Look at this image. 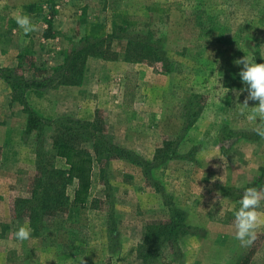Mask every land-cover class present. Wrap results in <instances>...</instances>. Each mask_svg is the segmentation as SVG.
<instances>
[{
    "label": "rangeland",
    "instance_id": "1",
    "mask_svg": "<svg viewBox=\"0 0 264 264\" xmlns=\"http://www.w3.org/2000/svg\"><path fill=\"white\" fill-rule=\"evenodd\" d=\"M18 14L28 15L36 30L24 34ZM121 27L122 36L159 41L172 71L127 59L117 41L112 50L119 57H89L80 85L31 90L27 98L46 119L97 124L131 159L94 164L87 203L45 218L38 234L29 216L7 208L0 219L4 264H143L139 248L147 228L169 219L168 204L187 214L195 235L180 241L178 257L163 247L156 264H264V224L251 245L241 246L233 215L244 189L264 170V137L237 135L255 139L264 119L249 118L254 102L240 104L247 93L239 94L235 63L245 55L264 63V0H0V67L29 81L55 76L86 39ZM27 121L0 79V157L13 165L0 172L14 206L30 196L38 174L39 142L24 134ZM52 128L59 134L68 125ZM161 149L169 158L150 170V180L149 168L139 163H154ZM55 163L68 168L59 157ZM75 189L68 190L71 198ZM258 191L264 195V180ZM256 210L264 219V198ZM24 224L31 237L18 241L15 231Z\"/></svg>",
    "mask_w": 264,
    "mask_h": 264
},
{
    "label": "trees",
    "instance_id": "2",
    "mask_svg": "<svg viewBox=\"0 0 264 264\" xmlns=\"http://www.w3.org/2000/svg\"><path fill=\"white\" fill-rule=\"evenodd\" d=\"M124 30L118 28L106 37L86 39L80 50H75L74 53L68 55L61 69L59 67L55 72V76L35 78L29 81L17 76L14 70L0 67V79L9 85L13 93V99L19 102L28 114L24 134L28 136L34 134L39 142L36 151L38 174L33 181L30 196L19 200L15 207L17 217L29 216L30 225L36 234L39 233L40 225L46 221L45 218L66 212L73 205H85L87 203L94 164L101 165L104 160L105 162L115 159L128 160L131 159V156L129 152H126L105 136L95 123L69 119L56 121L46 119L31 107L27 98L28 92L54 86L80 85L84 78V63L89 57L104 60H114L119 57V53L112 50L113 44L117 41L118 43H124L127 59H134L133 61L139 63H162L166 72L172 71L171 62L167 59V55L159 41L153 43L145 41L140 36L137 39L130 38L127 34L122 36L121 33ZM256 57L258 58L257 61L261 63L262 60L259 55ZM78 65H80V68H78ZM56 124H67L68 128L59 130L58 134V131L52 128V125ZM48 130L52 132L50 137L52 145L48 150H45L43 142ZM237 135L240 139H252L253 141H258L261 137L254 134L255 139H253L247 133ZM84 143L89 145L87 149L80 146ZM159 154L156 156L154 163H139L142 169L149 168V173H146V176L150 180H152L150 170L162 165L169 158L165 150H159ZM58 157L65 160L67 169L56 167L55 160ZM262 180H264V170L260 178L248 187H255L259 190ZM74 184L76 189L74 198H71L68 190ZM168 205L169 219L154 222L147 228L145 240L139 248V256L143 264H156L163 247L168 248L173 257H178L181 251L180 241L188 235H195V228L188 223L187 214L176 206ZM113 230L112 228L111 231Z\"/></svg>",
    "mask_w": 264,
    "mask_h": 264
},
{
    "label": "clouds",
    "instance_id": "3",
    "mask_svg": "<svg viewBox=\"0 0 264 264\" xmlns=\"http://www.w3.org/2000/svg\"><path fill=\"white\" fill-rule=\"evenodd\" d=\"M16 24L23 30L24 34H28L36 30L35 24L26 14H18L14 17ZM239 66L238 76L243 85L239 90V94L244 92L247 95L244 101L240 103L243 108L249 107V102H254L250 119L260 117L264 119V63H256L254 58L244 56L235 61ZM258 135L264 137V131L258 130ZM264 195L255 187H247L244 189L243 195L239 199V208L234 211V239L240 242L241 246L251 245L255 240V232L264 219L260 217L257 208L260 206ZM31 237V228L24 224L15 231V238L18 241H26Z\"/></svg>",
    "mask_w": 264,
    "mask_h": 264
},
{
    "label": "crops",
    "instance_id": "4",
    "mask_svg": "<svg viewBox=\"0 0 264 264\" xmlns=\"http://www.w3.org/2000/svg\"><path fill=\"white\" fill-rule=\"evenodd\" d=\"M56 9H60L59 6H55ZM49 28H52V27H49ZM87 30H88V27H86ZM86 28L84 27V30H86ZM122 28V27H121ZM53 29L54 28V24H53ZM118 29V28H117ZM55 30H59V29H55ZM62 30V29H60ZM66 30V29H65ZM68 30H69V27H68ZM67 30V31H68ZM69 32V31H68ZM110 35V34H109ZM108 36V35H107ZM106 37V36H104ZM101 38V37H99ZM128 76V75H127ZM88 79V78H87ZM86 79V82L87 83L89 80ZM71 89H74V88H71ZM127 91V90H126ZM33 92V91H32ZM125 93V92H124ZM31 95V94H30ZM17 132V131H16ZM246 140V139H244ZM16 141L21 144L22 143V140H21V137L19 136ZM249 141V140H248ZM8 142H6L7 144ZM10 143L12 144L13 142L10 140ZM5 145V142L3 143ZM0 150H5L3 148V145L1 144L0 142ZM3 151H2V154H3ZM7 153V151H6ZM5 155H3V157H0V169H2L3 167L6 168L7 166H11L13 167V165H11L8 161H4V158ZM189 156H185V159H187ZM263 172V171H262ZM6 181L8 182V177L6 175H4V173L0 172V219L4 218V216H6L7 214V208H9V214L11 215L12 212H14V207H16V202H15V206H14V200H13V197L10 195V192L6 190L5 188V185H6ZM13 194V193H12ZM11 217V216H10ZM188 236H193V235H188ZM187 237V236H186ZM185 238V237H184ZM5 262V252H3L1 249H0V263L1 264H4Z\"/></svg>",
    "mask_w": 264,
    "mask_h": 264
}]
</instances>
